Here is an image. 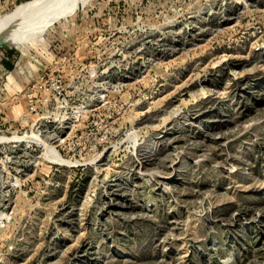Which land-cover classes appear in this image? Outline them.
<instances>
[{
  "label": "rangeland",
  "instance_id": "374dc122",
  "mask_svg": "<svg viewBox=\"0 0 264 264\" xmlns=\"http://www.w3.org/2000/svg\"><path fill=\"white\" fill-rule=\"evenodd\" d=\"M28 39L0 46V264H264V0H88Z\"/></svg>",
  "mask_w": 264,
  "mask_h": 264
},
{
  "label": "bare ground",
  "instance_id": "6f19581e",
  "mask_svg": "<svg viewBox=\"0 0 264 264\" xmlns=\"http://www.w3.org/2000/svg\"><path fill=\"white\" fill-rule=\"evenodd\" d=\"M88 0H30L16 8L6 19L0 22V46L19 47L31 36L40 35L49 23L79 4ZM29 27L25 29L24 27ZM35 29L31 35L26 30ZM37 32V33H36ZM28 39V40H29Z\"/></svg>",
  "mask_w": 264,
  "mask_h": 264
},
{
  "label": "built area",
  "instance_id": "2783aa9c",
  "mask_svg": "<svg viewBox=\"0 0 264 264\" xmlns=\"http://www.w3.org/2000/svg\"><path fill=\"white\" fill-rule=\"evenodd\" d=\"M1 1V0H0ZM36 110L34 105H29V113H34Z\"/></svg>",
  "mask_w": 264,
  "mask_h": 264
}]
</instances>
